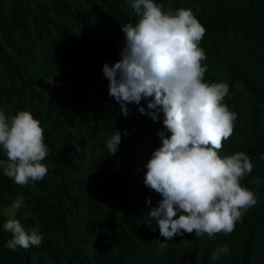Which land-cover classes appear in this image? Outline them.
I'll list each match as a JSON object with an SVG mask.
<instances>
[{"label":"trees","instance_id":"16d2710c","mask_svg":"<svg viewBox=\"0 0 264 264\" xmlns=\"http://www.w3.org/2000/svg\"><path fill=\"white\" fill-rule=\"evenodd\" d=\"M154 2L165 13L191 10L205 28V81L229 85L223 103L236 113L219 155L250 157L252 172L240 183L257 203L230 234L166 241L155 220L145 221L162 197L144 183L163 114L157 121L142 114V99L123 115L102 71L120 59L121 25L139 18L132 0H0V111L30 112L49 150L40 181L21 186L0 169V264H264V185L252 183L264 178V0ZM114 129L121 142L109 154ZM9 219L26 231L38 226L41 245L8 249ZM222 246L229 253L212 260Z\"/></svg>","mask_w":264,"mask_h":264},{"label":"clouds","instance_id":"9594fccd","mask_svg":"<svg viewBox=\"0 0 264 264\" xmlns=\"http://www.w3.org/2000/svg\"><path fill=\"white\" fill-rule=\"evenodd\" d=\"M132 7L139 18L121 25L125 41L120 59L111 66L105 63L102 71L108 94L123 115L128 114L126 104L140 105L142 99L147 102V111L138 109L142 114L153 121L163 114L164 127L157 132L161 145L147 162L144 180L162 199L145 214V221L151 227L155 220L166 241L183 233L230 234L257 198L240 183L252 172L250 157L244 152L219 155L233 134L236 113L223 103L229 85L205 81L207 65L202 62L207 57L200 43L206 30L189 9L165 13L154 0H132ZM44 139V129L30 112L8 118L0 111L3 174L21 186L42 180L48 172L42 161L49 153ZM120 142L114 129L107 152L115 154ZM252 183L260 181L254 178ZM22 203L18 199L12 207L19 209ZM3 229L12 233L6 243L12 251L41 245L38 226L26 231L19 220L9 219ZM159 247L163 251L167 245L161 242ZM229 251L222 246L211 259Z\"/></svg>","mask_w":264,"mask_h":264},{"label":"rangeland","instance_id":"374dc122","mask_svg":"<svg viewBox=\"0 0 264 264\" xmlns=\"http://www.w3.org/2000/svg\"><path fill=\"white\" fill-rule=\"evenodd\" d=\"M87 176V173L85 172L84 174H83V177H86ZM260 181V183L262 184V185H264V178H262L261 180H259ZM12 211V207H10V208H4L3 209V212H5V213H10Z\"/></svg>","mask_w":264,"mask_h":264}]
</instances>
